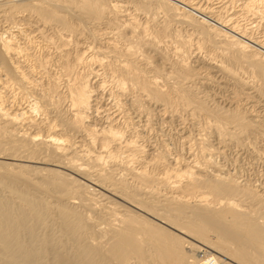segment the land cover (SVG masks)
I'll return each mask as SVG.
<instances>
[{
    "label": "bare ground",
    "instance_id": "1",
    "mask_svg": "<svg viewBox=\"0 0 264 264\" xmlns=\"http://www.w3.org/2000/svg\"><path fill=\"white\" fill-rule=\"evenodd\" d=\"M262 102L264 0H0V264H264Z\"/></svg>",
    "mask_w": 264,
    "mask_h": 264
},
{
    "label": "rangeland",
    "instance_id": "2",
    "mask_svg": "<svg viewBox=\"0 0 264 264\" xmlns=\"http://www.w3.org/2000/svg\"><path fill=\"white\" fill-rule=\"evenodd\" d=\"M153 52V51H152ZM153 54H156V56L158 57H156L157 59H160L159 58V54H157V53H155V52H153ZM157 62H159L158 60H157ZM199 66H201V64L199 65ZM211 74H213V75H218L217 74V72L216 71H214V72H211ZM216 84V85H215ZM218 84L216 83V82H214V84L213 83H210L208 86L207 85H205L204 87H203V89H202V91L204 90L205 92H206V94H212V95H210L212 98H214V99H210L211 97L209 96V95H207V96H209L208 98L206 97V99L208 100V102H209V104H212V102L213 101H219V103L221 102V104H223L222 106H224V104H225V107H229L230 105H231V103L229 102V97L230 96H232V95H230V93H229V91L227 92H225V94L223 93V92H221V90L222 89H220L218 86H217ZM222 86H226V87H228V88H230L231 87V85H225L224 83H222L221 84ZM210 86V87H209ZM205 87H206V89H205ZM215 87V88H214ZM214 88V89H213ZM219 90V91H218ZM209 91H213L212 93H210ZM217 91V92H216ZM204 92V93H205ZM220 93H222V94H220ZM203 94V93H202ZM229 94V95H228ZM220 95V96H219ZM217 96H219V97H217ZM225 99V100H223V99ZM211 100V101H210ZM222 100H223V102H222ZM252 99H249L248 101L246 100L245 101V104H244V106L246 105V107H250V105H255V104H257L255 101H251ZM226 103H225V102ZM211 102V103H210ZM248 102H250L249 104H247ZM262 103H264V102H262ZM213 104H214V102H213ZM259 110H262L261 108H259ZM161 114H159V116H158V122H160L162 119H164V121H162V123L160 122V127H161V129L159 128L158 130H156L155 131V133L154 134H152L151 136L153 137L152 139H150L151 140V143H155L156 144V142H154L155 140H156V138L158 137H160V139L161 138H164L165 136L163 135H160L159 133H161V134H166L167 135V133H169V135L171 136H169V135H167V137H165V138H167V139H169V141H167V142H170L171 143V145H173V146H170V147H172L173 148V151H172V148H170V150H171V153H173L172 155H175V152H174V150H176V153H177V151L179 150V149H181L182 148V142H183V138L181 137V132L182 131H180V135L176 132L177 131V129L175 128L174 129V125H170V123H168L169 122V120L171 119V116L169 117V115H166V119H165V116H161ZM168 116V117H167ZM178 116V117H177ZM177 116H175V122H176V124H179L180 122H181V117H180V115L178 114ZM160 117V118H159ZM168 121V122H167ZM157 122V121H156ZM163 122H166V123H163ZM167 125V126H166ZM170 127H169V126ZM155 126H159V125H155ZM173 126V127H172ZM162 127H164V128H162ZM178 127H180V126H178ZM169 128V129H168ZM160 130H162V131H160ZM163 130H164V132H163ZM198 130V129H197ZM158 131V135H156V132ZM160 131V132H159ZM169 131V132H168ZM175 131V132H174ZM173 132V133H172ZM176 133V134H175ZM176 135V136H175ZM178 135V136H177ZM254 135V134H253ZM253 135H251L250 136V138H246V137H244V139H246V141H245V143L243 144V145H246V144H248V145H246L245 147L246 148H244V147H242V146H240L239 147V145H237V144H235V143H231L229 146H224L223 147V149H224V151H225V153L224 154H222V156H220L219 158H218V160H220V161H222V162H225V164H226V166H228V169H230V171L231 172H233V171H235V173L233 172V175H235L237 178H239L240 179V181L242 180V183L244 182L245 183V180H246V182H249L250 180V182L249 183H251V185H254V183H255V185H254V187H256L257 186V184H261V186L260 185H258L256 188H258V190L260 191V189H262V191L261 192H264V157H260L261 155L260 154H258V150H259V152H262L263 151V153H264V138L263 137H258L257 135H255V137L253 136ZM169 137V138H168ZM176 137V138H175ZM258 137V138H257ZM181 138V139H180ZM252 138H255V139H252ZM260 138V139H259ZM173 139V140H172ZM243 139V140H244ZM248 139V140H247ZM213 140H215V141H213ZM255 141V142H253V141ZM180 141V142H179ZM250 141V142H249ZM258 141V142H257ZM211 142L213 143V144H217V140L215 139V137H212L211 138ZM247 142V143H246ZM173 143V144H172ZM177 145H176V144ZM251 143V144H250ZM161 143L159 142V144L158 145H160ZM251 145H253L252 147H251ZM234 146V147H233ZM236 146H238V147H236ZM248 146V147H247ZM262 146H263V148H262ZM228 147V148H227ZM233 147V148H232ZM254 147V148H253ZM257 147H259V148H257ZM229 148H232V149H229ZM253 148V149H252ZM258 149V150H257ZM230 150H232V151H230ZM237 152H236V151ZM255 150V151H254ZM257 150V151H256ZM233 152V153H232ZM237 153V154H236ZM238 153H240L241 155H239ZM247 153V154H246ZM228 154V155H227ZM226 156V157H225ZM235 156V157H234ZM240 156V157H239ZM263 156V155H262ZM231 157V158H230ZM237 157H239V158H237ZM260 157V158H259ZM221 158L223 159V160H221ZM225 158H226V160H225ZM228 158H229V160H228ZM237 158V159H236ZM248 158V159H247ZM262 158V159H261ZM232 159V160H231ZM235 159V160H234ZM242 161H241V160ZM247 159V160H246ZM234 160V161H233ZM239 160V161H238ZM233 161V162H232ZM228 162V163H227ZM232 164H230V163ZM236 162V163H235ZM238 168V169H237ZM248 172V173H247ZM250 178V179H249ZM253 179V180H252ZM248 180V181H247ZM254 182V183H253ZM264 194V193H263ZM263 197H264V195H263ZM51 223V222H50ZM49 229L47 228L45 231L47 232ZM44 230H43V232H45ZM211 233H214V232H211ZM211 236L212 237H215L214 236V234H211Z\"/></svg>",
    "mask_w": 264,
    "mask_h": 264
}]
</instances>
